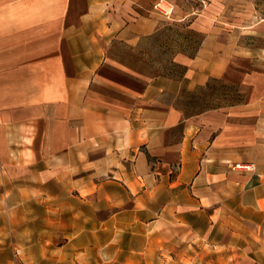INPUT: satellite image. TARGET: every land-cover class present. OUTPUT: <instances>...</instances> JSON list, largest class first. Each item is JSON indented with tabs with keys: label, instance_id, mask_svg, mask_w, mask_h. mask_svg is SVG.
<instances>
[{
	"label": "crops",
	"instance_id": "0c3cea01",
	"mask_svg": "<svg viewBox=\"0 0 264 264\" xmlns=\"http://www.w3.org/2000/svg\"><path fill=\"white\" fill-rule=\"evenodd\" d=\"M155 2L0 0V235L21 232L0 264H45L31 230L76 232L78 262L264 264V45L202 14L182 77L121 89L128 102L93 89L113 39L168 19ZM211 78L243 101L185 115L163 100Z\"/></svg>",
	"mask_w": 264,
	"mask_h": 264
},
{
	"label": "rangeland",
	"instance_id": "374dc122",
	"mask_svg": "<svg viewBox=\"0 0 264 264\" xmlns=\"http://www.w3.org/2000/svg\"><path fill=\"white\" fill-rule=\"evenodd\" d=\"M155 1L152 6L153 9H155L154 5L157 2H161L167 10H170L169 15L166 16L168 19L163 21L159 28L160 31L155 37L146 38L144 36L136 45H129L119 39H113L110 42L106 60L99 70L100 79L93 84L94 91L100 97L122 99L128 102L127 95L121 89L129 87L140 90L148 78L160 73L176 71L171 67V60L178 53L190 55L196 52L203 34L193 29L191 22L195 17L202 14L214 16L216 22L222 25L225 30H237L239 41L242 43L264 45V0ZM166 26H171L173 29L167 30L165 29ZM189 30L194 32L188 34ZM236 89H240L237 80L211 81L208 87L185 90L175 98L165 96L163 100L173 101V104L180 108L185 115H191L203 107L221 103V93H226L228 96L233 95ZM178 135L179 132L176 130L173 138H177ZM6 233V236L0 235V263L5 262L7 257L11 256V247L7 248L5 243L9 241L15 243L21 234V232H14L15 236L11 237V232ZM75 233L73 231L51 230L41 232L31 230L29 238L31 249L37 256L39 249L41 250L39 245H45V264H124L113 261V258H117L113 255L108 263L96 261L97 258H100L96 254L91 257V262H78L75 256L76 248L70 246V240ZM41 235L45 236L44 240L41 239ZM112 237L116 242L120 239L119 234ZM6 239L8 241H5ZM13 249L16 255L17 250L16 248ZM53 255L57 257L56 262L58 263H53L51 258ZM138 264L149 263L142 261Z\"/></svg>",
	"mask_w": 264,
	"mask_h": 264
},
{
	"label": "trees",
	"instance_id": "16d2710c",
	"mask_svg": "<svg viewBox=\"0 0 264 264\" xmlns=\"http://www.w3.org/2000/svg\"><path fill=\"white\" fill-rule=\"evenodd\" d=\"M165 29L172 30L173 28L171 26H166ZM159 31H160V29H157L155 32H153L152 34L147 35L145 37L146 38H152L153 36L155 37L159 33ZM192 32H194V31L193 30H189L188 34L189 33L192 34ZM202 37L200 38L199 45L201 43ZM199 45H198V47H199ZM198 47H197V49H198ZM197 49H196V51H197ZM195 53L190 54V55H188L186 53H184V54L192 57V56L195 55ZM171 67H173L176 71H169L168 73H164V74L163 73H160L158 75H166V76H172V77H182L184 75L185 71H186V66H184L183 64H180V63L176 62L174 59L171 60ZM211 81H217V82L220 81V82H223V80L221 78H211V79H209V81H207V83L205 85L199 86L197 88H205V87H208L210 85V82ZM183 91H185V89ZM221 97H222V102L221 103H218L217 105H211V106H208V107H203L200 111L195 112V113H199V112L204 111V110H207V109H212V108H217V107H222V106H226V105L240 103L244 99L243 94L240 92V90H237V89H236V91L234 92L233 95H229L228 96L226 93H221ZM195 113H192V114H195Z\"/></svg>",
	"mask_w": 264,
	"mask_h": 264
},
{
	"label": "built area",
	"instance_id": "2783aa9c",
	"mask_svg": "<svg viewBox=\"0 0 264 264\" xmlns=\"http://www.w3.org/2000/svg\"><path fill=\"white\" fill-rule=\"evenodd\" d=\"M155 9L158 10L161 14L168 16L170 13V10H167V8L165 6L162 5L161 2H157L154 5ZM235 167L239 168V169H244V170H250L253 168L252 164H235Z\"/></svg>",
	"mask_w": 264,
	"mask_h": 264
}]
</instances>
